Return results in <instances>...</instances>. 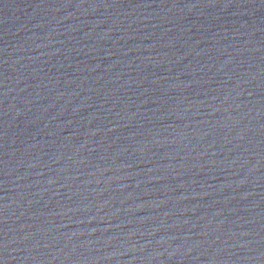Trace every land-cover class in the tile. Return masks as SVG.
Listing matches in <instances>:
<instances>
[{
  "label": "water",
  "instance_id": "95a60500",
  "mask_svg": "<svg viewBox=\"0 0 264 264\" xmlns=\"http://www.w3.org/2000/svg\"><path fill=\"white\" fill-rule=\"evenodd\" d=\"M0 264H264V0H0Z\"/></svg>",
  "mask_w": 264,
  "mask_h": 264
}]
</instances>
